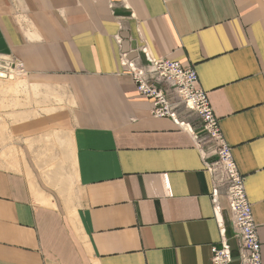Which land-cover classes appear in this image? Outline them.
I'll use <instances>...</instances> for the list:
<instances>
[{
    "label": "crops",
    "instance_id": "obj_1",
    "mask_svg": "<svg viewBox=\"0 0 264 264\" xmlns=\"http://www.w3.org/2000/svg\"><path fill=\"white\" fill-rule=\"evenodd\" d=\"M141 48L195 70L264 264V0H0V54L23 66L7 102L0 83V264H210L214 143L153 115L120 62Z\"/></svg>",
    "mask_w": 264,
    "mask_h": 264
},
{
    "label": "built area",
    "instance_id": "obj_2",
    "mask_svg": "<svg viewBox=\"0 0 264 264\" xmlns=\"http://www.w3.org/2000/svg\"><path fill=\"white\" fill-rule=\"evenodd\" d=\"M141 57L144 63H141ZM120 62L127 68L137 91L153 101V115L175 117V109L179 104L185 103L198 114L202 132L214 143L211 155L203 156V168L211 178V201L219 231L218 245L210 247V264L232 262L230 238L226 236L223 221L218 217V197L222 189L231 213L233 238L237 242V264H262L261 244L252 207L246 195L244 176L239 173L231 148L221 135L206 92L197 84L195 70L192 67H182L177 61L150 57L144 48L139 52L123 50ZM14 63L21 75L22 64ZM187 126L191 131L189 124ZM193 135L199 139L198 133L193 132Z\"/></svg>",
    "mask_w": 264,
    "mask_h": 264
},
{
    "label": "rangeland",
    "instance_id": "obj_3",
    "mask_svg": "<svg viewBox=\"0 0 264 264\" xmlns=\"http://www.w3.org/2000/svg\"><path fill=\"white\" fill-rule=\"evenodd\" d=\"M2 73L5 75V77H0V83L2 81L5 83L4 93H5V102H7L8 101L7 97L10 96L12 92V87H15L17 89L19 83L22 80V77L18 72V70L15 68V63L11 59H9V57H7L6 55L0 54V75H3ZM0 88H1V84H0ZM175 112H176L175 116L181 118L184 122L189 121V119L191 118L192 120L200 124V118L198 114L193 110H191L185 103L179 104L178 107L175 109ZM7 150L11 152V149H7ZM8 155L10 157L11 153Z\"/></svg>",
    "mask_w": 264,
    "mask_h": 264
},
{
    "label": "bare ground",
    "instance_id": "obj_4",
    "mask_svg": "<svg viewBox=\"0 0 264 264\" xmlns=\"http://www.w3.org/2000/svg\"><path fill=\"white\" fill-rule=\"evenodd\" d=\"M181 125L186 128V129H189V127L187 126V124H184V123H181ZM251 204V203H250ZM219 242V241H218ZM262 259V258H261Z\"/></svg>",
    "mask_w": 264,
    "mask_h": 264
}]
</instances>
